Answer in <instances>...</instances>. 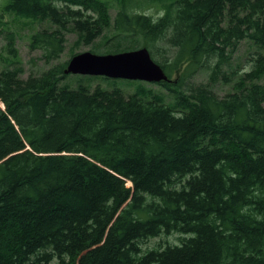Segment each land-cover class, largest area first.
Returning <instances> with one entry per match:
<instances>
[{"label":"trees","instance_id":"1","mask_svg":"<svg viewBox=\"0 0 264 264\" xmlns=\"http://www.w3.org/2000/svg\"><path fill=\"white\" fill-rule=\"evenodd\" d=\"M4 12L49 26L29 42L48 68L28 76L0 27L12 58L0 264H264V0H11ZM69 35L71 58L146 47L171 81H125L131 94L108 78L63 84ZM244 40L246 72L234 64ZM162 234L183 237L143 249Z\"/></svg>","mask_w":264,"mask_h":264},{"label":"rangeland","instance_id":"2","mask_svg":"<svg viewBox=\"0 0 264 264\" xmlns=\"http://www.w3.org/2000/svg\"><path fill=\"white\" fill-rule=\"evenodd\" d=\"M11 0H0V27L5 30H12L17 35L16 47L19 52V60L23 64V67L26 72V76L30 73L38 74L39 72L48 68V66L40 59L41 52L35 51L31 52L29 49V42L31 35L35 33L37 30L41 28L48 27V23H44L43 25L33 24L30 20L15 17L14 15L7 14L4 12V7L9 4ZM108 1V0H103ZM116 8L111 11L112 17L116 15ZM155 12V10L153 11ZM156 13V12H155ZM76 41L75 35L68 36V44L66 52L61 56L59 62L67 61L71 58L70 53L72 51V46ZM100 41H97L99 43ZM5 41L0 37V71L5 67L9 66L10 60L12 59L8 54L5 53L3 47L5 45ZM92 46H81L76 50V53H82L86 51H90ZM255 48L249 40H244L240 43L239 49L234 56V64L240 65L242 72L249 71L251 69V64L248 62V58H250L251 54L254 52ZM103 51V50H102ZM32 59H35L34 63L31 62ZM104 77H90V76H79V75H70V77L63 82V84H70L72 88H76L81 82L85 85H89L92 88L97 85H101L103 88H107L106 82L103 80ZM119 86L124 90L126 94H131L134 92V88H126L125 80H117ZM197 83L206 81V74L200 73L195 79ZM264 84V79L260 82ZM147 87H151L156 91H160L158 87L146 85ZM220 94V96H224L226 93L231 92V87L219 86L216 90ZM183 237L180 234H172L170 236L162 234L161 237H156L148 240L143 244V249H152L157 247V245L165 246L179 244L180 238Z\"/></svg>","mask_w":264,"mask_h":264},{"label":"water","instance_id":"3","mask_svg":"<svg viewBox=\"0 0 264 264\" xmlns=\"http://www.w3.org/2000/svg\"><path fill=\"white\" fill-rule=\"evenodd\" d=\"M65 75L104 77L149 84L171 81L146 47L116 54L99 55L90 51L79 53L70 59Z\"/></svg>","mask_w":264,"mask_h":264}]
</instances>
